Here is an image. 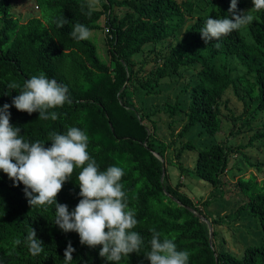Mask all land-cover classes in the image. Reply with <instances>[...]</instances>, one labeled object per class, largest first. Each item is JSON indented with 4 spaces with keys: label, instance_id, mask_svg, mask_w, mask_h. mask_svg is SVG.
<instances>
[{
    "label": "trees",
    "instance_id": "16d2710c",
    "mask_svg": "<svg viewBox=\"0 0 264 264\" xmlns=\"http://www.w3.org/2000/svg\"><path fill=\"white\" fill-rule=\"evenodd\" d=\"M14 1L0 0V107L11 105L25 80L41 73L68 87L71 102L53 109L58 113L56 120H40L38 112L29 115L12 106L8 110L10 124L19 127L21 135L33 142H48L50 132L63 134L69 127H78L88 135L89 155L101 171L109 166L123 169V190L138 221L132 231L140 234L143 244L139 252L123 257L118 264H150L145 254L150 251L153 230L160 232L162 238L173 239L178 250L188 251V264H264V178L258 180L251 175L247 179L240 177L235 183L246 198L236 213L245 212L258 223L260 243L247 246L242 257L227 251L216 252L209 241L207 224L200 218H205L203 212L177 187L164 182L160 161L163 154H157L151 146L147 124L127 98L129 88L142 90L148 96H160L161 79L171 78L182 68L197 66L189 105L184 108L179 102L165 104L170 119L179 114L185 117L179 137H186L196 125L208 136L218 134L222 126V97L230 87L236 91L239 87L242 91L239 99L243 103L246 99L249 101L244 112L264 113V10L259 14L261 21L249 27L259 46L256 47L246 41L240 30L207 44L201 39L199 31L208 17L231 18L225 8L227 0H216L217 12L213 15H194L176 0L114 2L119 7L130 8L133 13L120 19L113 17L108 22L110 55L114 61L111 69L101 60L90 39L77 41L71 36L77 23L90 31L100 28L98 21L103 12L96 9L87 15V0H35L40 16L25 22L12 13ZM105 7L110 11L111 3ZM60 18L67 19L63 27L57 26ZM192 18L195 22L170 48L162 64L151 71L144 82L138 81L137 73L129 66L130 58L147 45L173 38L186 20ZM219 55L235 57L245 68V74L233 79L229 72L216 69L211 62ZM12 82L21 87L9 89L8 84ZM257 139L264 140V132L250 138L249 145ZM195 149L193 142L187 141L174 155L181 171L182 153ZM230 153H240V150L220 143L198 149L196 176L213 188L225 186L221 177ZM243 158L257 172L264 168L262 162L252 163L244 155ZM79 171L74 170L56 198L57 203L66 204L69 211L80 199L76 185ZM23 188L22 184L14 187L7 175L0 172V264H64V251L69 242L75 249L70 264H106L99 256L100 246L81 245L77 233H65L54 224V205L30 208ZM213 223L218 224V221ZM31 227L44 248L35 257L23 243ZM16 239H20L21 244L13 247Z\"/></svg>",
    "mask_w": 264,
    "mask_h": 264
},
{
    "label": "clouds",
    "instance_id": "9594fccd",
    "mask_svg": "<svg viewBox=\"0 0 264 264\" xmlns=\"http://www.w3.org/2000/svg\"><path fill=\"white\" fill-rule=\"evenodd\" d=\"M100 0H87V15H91ZM252 12L264 10V0H252ZM228 12L231 18H207L199 31L207 44L219 41L222 37L243 28L254 21L250 13L237 9V0H230ZM67 19L60 18L58 27H63ZM71 36L77 41L88 40L91 31L86 26L74 25ZM219 47V43L216 44ZM21 87L16 82L8 84L15 90ZM68 87L45 74L25 80L21 91L13 97L12 104L0 107V172L7 175L13 186H24L23 192L32 207L55 206L54 224L63 232H75L81 245L89 248L100 246L99 256L106 264L121 261L131 253L141 249L143 239L132 231L138 223L135 209L129 208L121 178L124 171L118 166H109L101 171L88 152L89 137L78 127H69L66 133H49V141H28L21 135V129L10 124V107L29 115L38 112L40 120H56L58 113L53 111L70 103ZM48 144V146H46ZM77 175L79 202L72 211L66 204L57 203V195L65 182L70 180L74 170ZM13 247L21 244L20 239ZM23 243L33 257L44 251L43 242L37 238L31 227ZM150 251L145 258L150 264H188L190 253L178 250L173 239L163 237L153 230ZM75 249L69 242L64 251V264L73 260Z\"/></svg>",
    "mask_w": 264,
    "mask_h": 264
},
{
    "label": "rangeland",
    "instance_id": "374dc122",
    "mask_svg": "<svg viewBox=\"0 0 264 264\" xmlns=\"http://www.w3.org/2000/svg\"><path fill=\"white\" fill-rule=\"evenodd\" d=\"M124 0H100L98 10L103 12L98 21L100 28L91 30L90 40L95 44L97 53L101 60L112 69L114 61L111 57L109 39V20L113 17L123 18L133 11L130 8L119 7L114 2ZM183 3L187 10L197 14H215L216 0H176ZM111 3V10L106 7ZM230 0H227V10ZM252 0H237V9L242 13H250L254 16V22L260 20V11L252 12ZM185 11V9H184ZM12 13L21 22L31 17H39V10L36 8L35 0H15L12 5ZM195 18L187 19L181 30L168 40L157 44L145 46L141 52L130 58L129 66L137 73L138 81L144 82L150 77V72L160 66L168 56L170 48L177 44L193 25ZM251 25V24H250ZM249 26L240 29L246 41L259 47L250 34ZM212 65L220 70L227 71L233 79L245 74V68L233 56H217ZM197 66L180 69L179 73L171 78L161 79L158 88L160 96H148L142 90L133 91L129 88L127 92L128 101L134 106L138 116H142L149 131V142L156 153H162L165 165L164 182L171 187H177L181 194H184L196 204L205 215L208 222L209 239L216 252L227 251L236 257H242L247 246L255 245L261 241V231L258 223L243 212L237 215L238 207L246 202L235 187L238 178H249L251 175L258 180L264 178V168L257 172L250 168L243 155L252 163H264V140L257 139L251 145L249 140L255 134L264 132V113L244 112L245 105L249 106L246 99L243 103L239 98L242 91L230 87L222 97L220 107L222 126L218 134L208 136L200 125L194 126L186 137H179L185 122L182 114L170 119L165 112V104L179 102L186 108L191 99V87L195 84V70ZM251 109V107H249ZM242 116V117H241ZM241 117V118H239ZM187 141H192L195 150L184 151L180 157V166L175 160V154ZM213 143H220L226 147L238 148L240 153H230L225 173L222 180L226 183L222 188H213L211 185L200 179L195 174V162L198 149H203ZM164 146V147H163ZM217 220L218 224L213 221ZM213 230L216 232L213 235Z\"/></svg>",
    "mask_w": 264,
    "mask_h": 264
},
{
    "label": "water",
    "instance_id": "95a60500",
    "mask_svg": "<svg viewBox=\"0 0 264 264\" xmlns=\"http://www.w3.org/2000/svg\"><path fill=\"white\" fill-rule=\"evenodd\" d=\"M155 156H157L156 154H155ZM160 161L162 162V171H163V175H164V172H165V165H164V162H163V160H161L160 159ZM201 218V220L202 221H204L206 224H207V226H208V222L206 221V219L204 218V217H200ZM209 241H210V243H211V240L209 239Z\"/></svg>",
    "mask_w": 264,
    "mask_h": 264
}]
</instances>
